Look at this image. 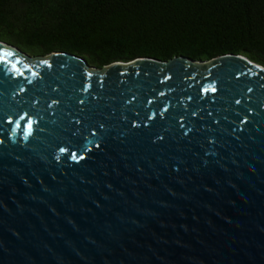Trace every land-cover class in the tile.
I'll use <instances>...</instances> for the list:
<instances>
[{
	"label": "water",
	"instance_id": "obj_1",
	"mask_svg": "<svg viewBox=\"0 0 264 264\" xmlns=\"http://www.w3.org/2000/svg\"><path fill=\"white\" fill-rule=\"evenodd\" d=\"M0 264H264V67L0 41Z\"/></svg>",
	"mask_w": 264,
	"mask_h": 264
},
{
	"label": "trees",
	"instance_id": "obj_2",
	"mask_svg": "<svg viewBox=\"0 0 264 264\" xmlns=\"http://www.w3.org/2000/svg\"><path fill=\"white\" fill-rule=\"evenodd\" d=\"M0 41L97 68L229 54L264 67V0H0Z\"/></svg>",
	"mask_w": 264,
	"mask_h": 264
}]
</instances>
